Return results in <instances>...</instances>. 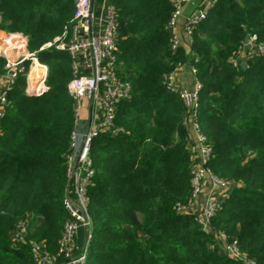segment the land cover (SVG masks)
Returning a JSON list of instances; mask_svg holds the SVG:
<instances>
[{
	"label": "trees",
	"instance_id": "obj_1",
	"mask_svg": "<svg viewBox=\"0 0 264 264\" xmlns=\"http://www.w3.org/2000/svg\"><path fill=\"white\" fill-rule=\"evenodd\" d=\"M109 2L117 20L116 74L129 92L116 103L112 126L90 144L89 226L77 227L75 253L89 227L86 264H242L210 248L222 231L264 264V52L245 59V69L230 62L248 35L264 46V0H216L187 51L170 47V0ZM73 12L74 0H0V31L26 37V51L46 66L47 86L26 91L25 60L0 105V264H36L31 241L55 252L73 219L64 206L74 199L64 160L73 130L71 61L52 43L67 35ZM5 64L0 55V74ZM182 65L195 68L201 85L195 118L211 146L207 167L234 182L208 230L175 206L190 196L196 159L188 109L164 85ZM20 220L27 222L23 243L10 237Z\"/></svg>",
	"mask_w": 264,
	"mask_h": 264
},
{
	"label": "built area",
	"instance_id": "obj_2",
	"mask_svg": "<svg viewBox=\"0 0 264 264\" xmlns=\"http://www.w3.org/2000/svg\"><path fill=\"white\" fill-rule=\"evenodd\" d=\"M170 2L174 7L166 30L170 38V47L177 49L181 46V42L175 26L183 8L187 5L193 7L184 17L182 24L183 33L187 42H190L193 29L206 16L216 0H170ZM65 33L67 35L64 34L61 40L55 38L52 43L55 48L64 50L71 61L72 77L67 83V91L73 98V130L68 149L64 153V160L66 179L74 199L65 198L64 206L73 219L64 223L55 252L48 251L41 242L31 241L30 252L36 264H86L91 239L89 227L82 247L77 253H75V237L79 225L89 226L85 206L86 187L93 174L89 148L99 131L112 126L116 103L127 98L129 92V83L118 78L116 74L117 20L115 8L109 0H74L73 16ZM12 40L14 44H10ZM52 43H47L43 47L51 46ZM25 44L26 37L22 33L0 31V55L6 59L5 71L0 74V80L5 81V87L0 93V105L5 102V90L10 87L18 73L25 69L23 65L25 60H29L25 75L27 90L39 94L47 89L43 74L46 66L32 53L26 51ZM11 47L17 55L22 54L21 58L14 62H11L7 55ZM263 52V44L257 43L255 36L248 35L238 47L236 54L230 58V62L233 65L241 64L242 57L249 58ZM34 59L43 66L40 68L42 73L37 76L43 78L36 86L33 85L35 79L30 76ZM189 70L194 77L189 87L174 84L176 69L164 76L165 87L176 92L188 109L189 118L185 125L196 148V159L192 164L190 196L185 204L177 203L175 206L177 212L192 214L194 221L208 230L211 216L228 196L234 182L217 177L207 167L211 146L206 143L195 118L201 85L195 78V68L190 66ZM205 184L208 187H205ZM200 197L203 204L198 210L194 206ZM26 233L27 222L20 220L11 231L10 237L14 241L23 243ZM214 240L211 249L217 246L233 260L242 264H256L253 259L241 252L235 239H228L222 231L214 232Z\"/></svg>",
	"mask_w": 264,
	"mask_h": 264
},
{
	"label": "crops",
	"instance_id": "obj_3",
	"mask_svg": "<svg viewBox=\"0 0 264 264\" xmlns=\"http://www.w3.org/2000/svg\"><path fill=\"white\" fill-rule=\"evenodd\" d=\"M197 1H200V0H197ZM189 12H191V6L190 5H187V6H185L183 8L182 13L180 14L179 18L177 19V23H176V26H175V31L178 33V35L180 37L181 47L185 51L188 50V42H187V39H186V37H185V35L183 33L182 24H183L184 17L187 14H189ZM247 58L246 57H242L241 60H240V63L244 62V60L247 59ZM39 65L40 66H38L37 69L40 70V68L43 67V66L41 64H39ZM35 78H37V77H35ZM193 79H194V77L190 73V70L188 69V65H182V66H180L179 68L176 69V75H175V78H174V81L173 82H174V84L176 86L189 87L192 84ZM4 87H5V81L0 80V89L1 88L4 89ZM205 187H208V185L205 184ZM202 204H203L202 203V197H200L199 200H198V202L196 203V206H194V207H197L196 209L199 210L201 208Z\"/></svg>",
	"mask_w": 264,
	"mask_h": 264
},
{
	"label": "rangeland",
	"instance_id": "obj_4",
	"mask_svg": "<svg viewBox=\"0 0 264 264\" xmlns=\"http://www.w3.org/2000/svg\"><path fill=\"white\" fill-rule=\"evenodd\" d=\"M9 44V43H8ZM7 44V45H8ZM10 44H14V41L12 40V42H10ZM7 55H8V58H9V60L12 62H14V61H17V60H19L20 58H21V56H22V54H19V55H17V53L15 52V50L11 47V49H8V51H7ZM188 69H190V65L188 66ZM36 72L37 71H35V72H33V74L35 73V75L37 76V75H40L41 73H42V71H41V69L40 70H38V72L37 73H39V74H36ZM3 88V87H2ZM0 89V93L2 92V90L3 89ZM26 90H27V88H26ZM29 91H31V90H27V92H29Z\"/></svg>",
	"mask_w": 264,
	"mask_h": 264
},
{
	"label": "bare ground",
	"instance_id": "obj_5",
	"mask_svg": "<svg viewBox=\"0 0 264 264\" xmlns=\"http://www.w3.org/2000/svg\"><path fill=\"white\" fill-rule=\"evenodd\" d=\"M32 64L34 65V67H33L32 71H31L30 76H31L32 78H35V77H37L38 75L36 76L35 73L33 74V72H35V71L38 72L39 69H37V68H38V66H40V65H39V63H38V61H37L36 59H34V61H33ZM37 72H36V74H39V73H37Z\"/></svg>",
	"mask_w": 264,
	"mask_h": 264
},
{
	"label": "water",
	"instance_id": "obj_6",
	"mask_svg": "<svg viewBox=\"0 0 264 264\" xmlns=\"http://www.w3.org/2000/svg\"><path fill=\"white\" fill-rule=\"evenodd\" d=\"M240 66H241L242 69H245V66H246V65H245L244 62H242V63L240 64ZM42 78H43V77H37V78H35V80H34V82H33V85L36 86V84L38 83V81L41 80ZM28 93H29V94H32L33 91H29Z\"/></svg>",
	"mask_w": 264,
	"mask_h": 264
}]
</instances>
